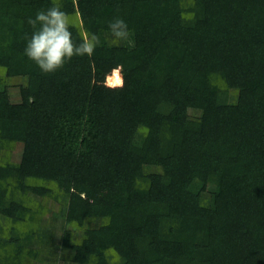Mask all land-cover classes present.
Masks as SVG:
<instances>
[{"label": "trees", "instance_id": "1", "mask_svg": "<svg viewBox=\"0 0 264 264\" xmlns=\"http://www.w3.org/2000/svg\"><path fill=\"white\" fill-rule=\"evenodd\" d=\"M60 3L100 45L45 74L0 0V264H264V0Z\"/></svg>", "mask_w": 264, "mask_h": 264}, {"label": "clouds", "instance_id": "2", "mask_svg": "<svg viewBox=\"0 0 264 264\" xmlns=\"http://www.w3.org/2000/svg\"><path fill=\"white\" fill-rule=\"evenodd\" d=\"M62 7L60 0H51L50 6L37 11L27 21L33 31L30 36H26L24 54L45 74L63 68L74 56L91 57L100 45L99 37L95 33H86L79 43L75 42L71 30L75 27L73 19ZM108 28L114 45L129 36L128 26L121 18L110 21ZM122 84L121 77L110 87H119ZM143 131L147 135L149 130L145 128ZM104 222L107 224L109 221L106 219Z\"/></svg>", "mask_w": 264, "mask_h": 264}, {"label": "rangeland", "instance_id": "3", "mask_svg": "<svg viewBox=\"0 0 264 264\" xmlns=\"http://www.w3.org/2000/svg\"><path fill=\"white\" fill-rule=\"evenodd\" d=\"M1 73H3L2 70H0V74H1ZM0 76H3V74L0 75ZM3 77H4V76H3ZM4 79H5V78H4ZM6 81H7L9 84L18 83V81L15 80V79H9V78H7ZM106 82H107V81H106ZM9 87H11V85H10ZM10 89H11V95H12V97L18 99V95H19V94H18V89H17V88H13V87H11ZM53 208H54V210H57V204H56V203H53ZM54 224H55V223H54ZM31 264H38V263H36V262H31ZM44 264H56V263H55L54 260H48V259H46ZM57 264H73V263H66V262L59 261Z\"/></svg>", "mask_w": 264, "mask_h": 264}]
</instances>
